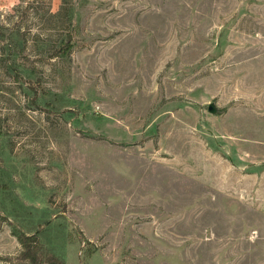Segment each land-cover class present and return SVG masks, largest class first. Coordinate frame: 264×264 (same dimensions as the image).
I'll return each mask as SVG.
<instances>
[{"label": "rangeland", "instance_id": "374dc122", "mask_svg": "<svg viewBox=\"0 0 264 264\" xmlns=\"http://www.w3.org/2000/svg\"><path fill=\"white\" fill-rule=\"evenodd\" d=\"M21 237L264 264V0H0V264Z\"/></svg>", "mask_w": 264, "mask_h": 264}, {"label": "trees", "instance_id": "16d2710c", "mask_svg": "<svg viewBox=\"0 0 264 264\" xmlns=\"http://www.w3.org/2000/svg\"><path fill=\"white\" fill-rule=\"evenodd\" d=\"M73 48L72 44V35H68V41L62 42L61 53L63 56H67ZM23 248H24V257L28 260L31 264H65L64 261L58 259L54 255H46L43 249L36 243L27 242L24 238H20Z\"/></svg>", "mask_w": 264, "mask_h": 264}, {"label": "water", "instance_id": "95a60500", "mask_svg": "<svg viewBox=\"0 0 264 264\" xmlns=\"http://www.w3.org/2000/svg\"><path fill=\"white\" fill-rule=\"evenodd\" d=\"M211 108H212V107H210V110H212Z\"/></svg>", "mask_w": 264, "mask_h": 264}]
</instances>
